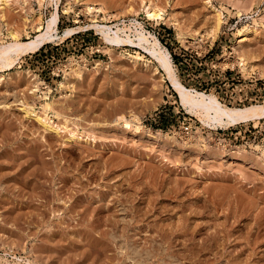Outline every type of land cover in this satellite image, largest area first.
<instances>
[{
  "label": "rangeland",
  "instance_id": "374dc122",
  "mask_svg": "<svg viewBox=\"0 0 264 264\" xmlns=\"http://www.w3.org/2000/svg\"><path fill=\"white\" fill-rule=\"evenodd\" d=\"M3 11L0 44L31 39L54 11L58 32L77 30L0 67V264H264V118L211 127L147 53L144 66L122 55L135 48L82 29L138 20L184 86L242 107L264 100V0H8ZM245 27L257 32L239 43ZM131 113L139 122L117 123Z\"/></svg>",
  "mask_w": 264,
  "mask_h": 264
},
{
  "label": "bare ground",
  "instance_id": "6f19581e",
  "mask_svg": "<svg viewBox=\"0 0 264 264\" xmlns=\"http://www.w3.org/2000/svg\"><path fill=\"white\" fill-rule=\"evenodd\" d=\"M7 3L8 0H0L1 14L4 13L3 9ZM207 3L209 4L212 12L215 14L213 30L217 31L222 23V13L216 6L210 4L209 2ZM93 10L97 13L99 12L98 8H94ZM236 12L237 16H241L242 13L239 8ZM145 16L148 19L157 20L158 18H161V10L155 6L148 5L145 8ZM57 19L58 14L54 11L50 19L46 22L45 27L41 29L39 28L37 31L38 33L27 41L18 40L17 35L12 32L11 41L0 44V67H12L25 54L29 52H36L44 44L54 42L56 39L60 40L63 37L76 32L77 27H67L63 29L62 32H58V30L55 28ZM129 24L131 25V28H127L129 32L126 29L124 23L122 24L123 26L120 27L118 23L107 24L98 23L96 21H93L92 24L82 26V29H94L113 47L130 46L135 48L136 50L134 54L123 53L122 55H126L134 62L137 60H143V62H145L144 66L149 60H144L142 58V54L138 50L147 53L150 58L154 59L158 63L159 67L163 71V77L167 79L172 89L177 93L180 104L188 112L198 115L201 121H203L205 124L207 123L208 125H211V127H228L238 123L260 120L264 118V100L257 104L233 107L222 103L216 97V95L212 93L192 90L184 86L175 74L169 51L161 45L159 39L149 31H146L138 20H130ZM132 28L133 32L131 33ZM256 32L257 30L252 27H245L244 29L240 30L238 33L239 43L245 41L249 33ZM72 71L75 74H79V65L74 63ZM40 83L41 82L39 78L35 79L34 77L31 84L35 89H38ZM61 84L63 85L64 83ZM25 114L29 113L25 112ZM34 117L45 130L58 134V129L52 127L46 118L43 119L36 116L35 114ZM116 121L118 124H123V127L130 128L133 125V121L139 122V117L136 114L131 113L128 116H119ZM74 137L75 134L72 133L67 139L72 140Z\"/></svg>",
  "mask_w": 264,
  "mask_h": 264
},
{
  "label": "built area",
  "instance_id": "2783aa9c",
  "mask_svg": "<svg viewBox=\"0 0 264 264\" xmlns=\"http://www.w3.org/2000/svg\"><path fill=\"white\" fill-rule=\"evenodd\" d=\"M184 130H188V127H187V125H185V128H184Z\"/></svg>",
  "mask_w": 264,
  "mask_h": 264
}]
</instances>
